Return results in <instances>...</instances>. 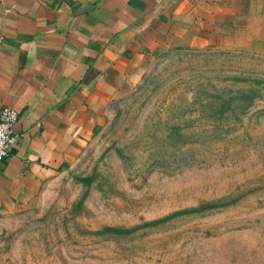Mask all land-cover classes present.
Segmentation results:
<instances>
[{
  "label": "rangeland",
  "instance_id": "obj_1",
  "mask_svg": "<svg viewBox=\"0 0 264 264\" xmlns=\"http://www.w3.org/2000/svg\"><path fill=\"white\" fill-rule=\"evenodd\" d=\"M0 264H264V33L171 50L99 111L38 203L0 214Z\"/></svg>",
  "mask_w": 264,
  "mask_h": 264
},
{
  "label": "crops",
  "instance_id": "obj_2",
  "mask_svg": "<svg viewBox=\"0 0 264 264\" xmlns=\"http://www.w3.org/2000/svg\"><path fill=\"white\" fill-rule=\"evenodd\" d=\"M262 33L264 0H0V111H18L0 160V214L34 207L99 111L167 52Z\"/></svg>",
  "mask_w": 264,
  "mask_h": 264
},
{
  "label": "built area",
  "instance_id": "obj_3",
  "mask_svg": "<svg viewBox=\"0 0 264 264\" xmlns=\"http://www.w3.org/2000/svg\"><path fill=\"white\" fill-rule=\"evenodd\" d=\"M18 119V111L10 106L0 111V160L4 159L16 143L17 134L13 125Z\"/></svg>",
  "mask_w": 264,
  "mask_h": 264
},
{
  "label": "trees",
  "instance_id": "obj_4",
  "mask_svg": "<svg viewBox=\"0 0 264 264\" xmlns=\"http://www.w3.org/2000/svg\"><path fill=\"white\" fill-rule=\"evenodd\" d=\"M108 230H115V231H127L129 229H119V228H114V227H110Z\"/></svg>",
  "mask_w": 264,
  "mask_h": 264
}]
</instances>
